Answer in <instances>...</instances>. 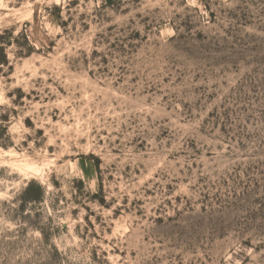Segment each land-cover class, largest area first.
Here are the masks:
<instances>
[{
  "label": "rangeland",
  "instance_id": "rangeland-1",
  "mask_svg": "<svg viewBox=\"0 0 264 264\" xmlns=\"http://www.w3.org/2000/svg\"><path fill=\"white\" fill-rule=\"evenodd\" d=\"M0 264H264V0H0Z\"/></svg>",
  "mask_w": 264,
  "mask_h": 264
},
{
  "label": "trees",
  "instance_id": "trees-1",
  "mask_svg": "<svg viewBox=\"0 0 264 264\" xmlns=\"http://www.w3.org/2000/svg\"><path fill=\"white\" fill-rule=\"evenodd\" d=\"M22 199L24 204L42 203L44 199V190L39 184L31 181L23 190Z\"/></svg>",
  "mask_w": 264,
  "mask_h": 264
}]
</instances>
